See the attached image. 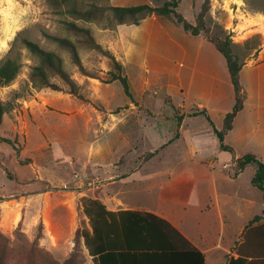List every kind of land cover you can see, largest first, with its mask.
Here are the masks:
<instances>
[{
    "label": "rangeland",
    "instance_id": "rangeland-1",
    "mask_svg": "<svg viewBox=\"0 0 264 264\" xmlns=\"http://www.w3.org/2000/svg\"><path fill=\"white\" fill-rule=\"evenodd\" d=\"M165 1L125 0L116 5L144 2L159 6ZM108 3L114 5L112 0H0V68L9 62L6 68L13 75L5 81L0 74V264H92L82 239L76 235L86 221L80 198L98 196L103 169L100 164L124 153L127 161L137 155L136 163H143L142 168L159 172L156 181L164 185L163 205L176 220L195 234L209 232L205 241L208 247L228 242L225 236L220 239L219 233L229 232V207L222 201L217 207L211 193L209 207L200 208L193 196L187 197L192 181L175 187L182 172L213 171L208 164H199L200 144H192L188 132L207 124L203 113H189L184 135L177 139L180 117L174 109L175 99L171 102L167 96L162 75L144 73L135 63H126L124 72L136 110L112 127V115L130 98L119 81L106 82L115 69L110 60L83 35L67 27V22L73 21L89 28L95 41L113 52L117 26L107 15ZM175 4V11L201 28L202 34L219 39L229 34L232 51L240 61L250 58L264 44V0H175ZM253 25L263 33L249 28ZM50 36L72 41L83 70L94 80L83 74L70 48ZM23 38L60 57L63 69L79 87L77 94L69 92L66 82L46 65L49 81L59 89L38 86L40 76L34 75V67L41 60L24 45ZM205 147L216 167L232 157L219 144L214 149L209 139ZM254 171L248 164L235 183L250 186ZM204 183L209 186L212 180ZM153 189L146 204L157 201L158 186ZM250 189L254 200L242 209V216L232 215L235 225L247 216L262 213L263 194L256 187ZM251 229L249 252L261 255L264 220L253 223Z\"/></svg>",
    "mask_w": 264,
    "mask_h": 264
},
{
    "label": "crops",
    "instance_id": "crops-1",
    "mask_svg": "<svg viewBox=\"0 0 264 264\" xmlns=\"http://www.w3.org/2000/svg\"><path fill=\"white\" fill-rule=\"evenodd\" d=\"M124 1L112 0L114 5ZM249 28L263 33L259 26L253 25ZM115 37L112 51L122 63L124 74L126 63H135L144 73L154 71L162 75L163 86L169 93L167 96L171 98V102L173 98L175 99L174 109L178 110L177 115L180 117L177 139L183 137L185 121L189 118V113L195 110L205 109L214 127L221 129L225 114L233 106L234 90L226 60L210 41L203 35H192L172 19L156 14L146 16L139 24H118ZM94 78L89 79L94 80ZM240 82L244 91L243 107L235 115L231 129L224 136V141L233 148L235 157L252 153L264 162V44L255 50L250 58L243 61ZM97 96L99 97V91ZM105 106L111 110L107 103ZM134 110L136 106L130 99L119 112L112 115V127L124 122ZM212 129L211 123L207 121V124L201 123L200 127L190 129L188 132L190 142L200 144L198 146L200 154L197 158L199 164L201 166L208 164L213 171L209 174L204 171L194 174L182 172L177 177L175 187L179 188L183 183L192 181L193 185L187 189V197L193 196L195 202H199L200 208L209 207L211 193L217 207L221 201L229 207V232L226 233L227 235H224L225 231L219 233L220 239L225 236L228 240L225 246L216 242L208 247L209 244L205 241L209 238V232L195 234L181 220L174 218L173 213L163 205L164 185L156 181L159 172L154 173L142 168L143 163H136L137 155H132L127 161L124 153L100 164L99 168L103 169L99 173L102 179L97 184L99 192L97 197L110 210L147 211L168 220L204 254L205 264H224L228 257H237L239 251L249 254L248 239L249 231L252 229L247 228L246 225L256 214L245 217L243 222L235 225L232 215L242 216V209L248 208L254 200L250 189L252 185L235 183L243 171L235 177L230 175L233 156L226 160L222 167H216L215 160L208 159V152H205L207 139L214 149L219 144ZM124 160H126L125 164ZM109 166H113L115 170H110ZM120 166L125 167L116 170ZM208 179H211L212 183L206 186L204 182ZM110 185L115 187L110 189ZM154 186H158L159 189L157 201L150 205L146 204L147 197L154 192ZM135 194L145 198L136 199ZM201 201L206 203L202 204ZM184 205H187V201ZM263 207L264 194L261 209Z\"/></svg>",
    "mask_w": 264,
    "mask_h": 264
},
{
    "label": "trees",
    "instance_id": "trees-1",
    "mask_svg": "<svg viewBox=\"0 0 264 264\" xmlns=\"http://www.w3.org/2000/svg\"><path fill=\"white\" fill-rule=\"evenodd\" d=\"M175 7V0H167L159 6H152L147 3L124 6L108 3L106 10L110 20H114L115 26L120 23L139 24L142 19L150 14L168 17L186 32L192 35H203L223 55L234 90V103L231 110L225 114L221 129L214 127L205 109L195 110L190 114L203 113L211 123L212 132L218 138L220 147L232 154L233 164L230 175L235 177L248 164H252L255 171L250 183L264 194V162L256 158L252 153L235 157L233 148L223 141L224 135L232 127L235 115L243 107L244 91L240 82V69L243 61H240L237 55L233 53L229 34L225 35L223 39L209 37L206 33L202 34L201 28H197L186 21L181 14L175 11ZM127 17L131 19L127 20ZM67 27L83 35L89 45L96 48L110 60L115 69L111 71L110 78L106 82L119 81L125 95L132 100L128 79L123 74V65L113 52L95 41L89 28L80 26L73 21L67 22ZM50 37L60 44L68 46L75 63L83 70L73 42L66 37ZM22 41L41 60L34 67V75L40 76L38 86L59 89L57 84L49 81L47 71L44 68V65H46L66 82L69 92L74 95L78 93L79 87L77 83L63 69L59 56L43 49L32 40L23 38ZM9 64L7 62L5 66L0 68V74L5 76V81H9L13 77L11 73H8L9 69L6 68ZM83 74L89 75L84 70ZM91 77L94 76L92 75ZM1 113L2 110L0 109ZM80 202L86 221L77 230L76 235L82 239L83 245L91 257L92 264H205L204 254L168 220L154 213L132 209L110 210L97 196H83L80 198ZM260 220H264V207L262 213L254 215L246 227L249 228L253 223ZM248 253L239 251L237 257H228L224 264H252L255 260L264 261V252L261 255Z\"/></svg>",
    "mask_w": 264,
    "mask_h": 264
},
{
    "label": "bare ground",
    "instance_id": "bare-ground-1",
    "mask_svg": "<svg viewBox=\"0 0 264 264\" xmlns=\"http://www.w3.org/2000/svg\"><path fill=\"white\" fill-rule=\"evenodd\" d=\"M257 23V22H256Z\"/></svg>",
    "mask_w": 264,
    "mask_h": 264
}]
</instances>
